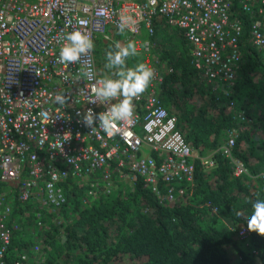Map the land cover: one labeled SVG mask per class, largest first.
<instances>
[{
    "label": "built area",
    "instance_id": "built-area-1",
    "mask_svg": "<svg viewBox=\"0 0 264 264\" xmlns=\"http://www.w3.org/2000/svg\"><path fill=\"white\" fill-rule=\"evenodd\" d=\"M229 1L0 0V186L10 188L0 191V264H7L18 231L12 210L37 202L43 213L58 212L65 203L60 183L90 179L85 187L77 185L84 189L86 207L110 194L104 185L111 189L117 180L129 179L135 188L141 181L155 192L161 184L183 181L187 189L172 188L171 201L191 199L198 166L207 176L217 161L199 158L176 115L165 108L159 92L165 77L157 69L159 57L150 55L158 25L178 30L195 70L213 91L230 97L242 59V30L241 20L229 14ZM239 5L253 24L251 45L264 58V0ZM125 18L129 26L120 32ZM74 31L88 35L94 49L77 63H61L64 37ZM116 36L134 43V57L143 56L154 77L131 101L134 121L117 122L108 135L98 119L92 128L82 120L90 109L98 115L118 102L101 104L95 96L98 82L112 75L99 67L97 42ZM56 95H64L66 104H56ZM237 137L233 130L223 152L231 159ZM231 170L235 178L251 176L239 161L232 160ZM248 234L241 230V240Z\"/></svg>",
    "mask_w": 264,
    "mask_h": 264
},
{
    "label": "trees",
    "instance_id": "trees-1",
    "mask_svg": "<svg viewBox=\"0 0 264 264\" xmlns=\"http://www.w3.org/2000/svg\"><path fill=\"white\" fill-rule=\"evenodd\" d=\"M239 1H229V14L241 20L242 30V59L230 97L213 91L206 76L195 70L178 30L157 27L154 41L159 47L150 55L159 56L157 69L165 77L160 96L188 142L205 156L237 130L232 159L219 153L217 169L207 176L198 166L196 191L188 200L170 198L172 188L175 193L187 189L183 181L176 180L171 187L161 184L158 192L139 181L135 191L119 189L94 201L91 209H82L84 189L74 181L60 183L65 203L56 209L69 222L55 223L47 232L35 212H24L28 227L35 229L24 240L16 231L7 264H264V237L250 232L247 240L238 241L231 230H248L252 203L264 199V58L251 45L253 24ZM258 1L252 0L255 5ZM98 44L105 45L104 40ZM99 53V67H105L106 59ZM199 100L203 103L197 104ZM232 160L241 162L251 176L235 178ZM70 211H81L78 222L68 216ZM56 214L47 216L52 221ZM39 220L50 223L47 218ZM36 242L43 247V258L25 259L21 252L33 251ZM246 244L251 247L246 249Z\"/></svg>",
    "mask_w": 264,
    "mask_h": 264
},
{
    "label": "clouds",
    "instance_id": "clouds-1",
    "mask_svg": "<svg viewBox=\"0 0 264 264\" xmlns=\"http://www.w3.org/2000/svg\"><path fill=\"white\" fill-rule=\"evenodd\" d=\"M128 26L129 20L127 18L122 19L118 25L119 31L124 32ZM64 39L66 43L59 51L61 63H77L82 58L87 57L94 49L92 39L80 31L70 32ZM136 55L137 49L134 43L131 42L125 47L117 44L116 50L109 51L106 54L105 68L111 70L112 75L98 82L100 86L95 89V96L101 104L114 100L118 102L112 104L105 112L98 115H94L90 109L84 114L82 120L86 127L92 128L94 121L98 119L99 124L103 126L104 132L111 135L113 126L117 122L132 123L134 121L131 101L146 91L154 77L153 69L144 63H139L133 67L127 66L128 59ZM54 100L58 105L66 104L64 95H56ZM251 206L252 213L247 222L248 230H241H247L249 234L250 232H255L259 236L264 237V199L256 200ZM240 231L238 237L241 240Z\"/></svg>",
    "mask_w": 264,
    "mask_h": 264
},
{
    "label": "rangeland",
    "instance_id": "rangeland-1",
    "mask_svg": "<svg viewBox=\"0 0 264 264\" xmlns=\"http://www.w3.org/2000/svg\"><path fill=\"white\" fill-rule=\"evenodd\" d=\"M90 1V0H88ZM168 33H172L170 30H168ZM104 43L105 45L101 46L100 44H98L96 46V49H97V57H98V50H101V53H99L100 55H103L105 58H106V54L109 52V48H111V51H114L116 50V45L119 44L121 47H125L129 42L123 38L121 40H116V38L114 39H110V40H104ZM107 45V46H106ZM109 45V47H108ZM156 46L159 47V45L157 43H155ZM114 49V50H113ZM156 49V47H155ZM155 57H159L158 55H154ZM135 58L134 56L133 57H130L128 60L129 62H127V66L128 67H133L139 63H142L143 60L140 62L138 61L137 59H140V57H138L136 60L133 59ZM105 69V67H103ZM167 70V68H166ZM110 72L112 73V71L110 70ZM200 103L202 104L203 101L202 100H199L197 102V104ZM195 106V104H194ZM91 182L90 179H83L81 181H78L76 182V185L80 186V187H85L87 186L89 183ZM135 186H136V183H135V180H126V181H120V180H117V183L114 184V186L109 189L106 185L103 186V188L110 194H115L120 190L124 191V192H127V191H135ZM1 191H3L4 193L10 191V188L9 187H3L1 188ZM84 197L86 198V194L84 195ZM10 205H11V202L9 201ZM16 207H18L17 209L18 210H15ZM15 209L12 210V215L14 216V228H16V230H18V232H20V235L24 234L23 236H21L20 238H22L23 240L27 237V235H29L30 232L34 231L35 227L34 228H29L28 225H27V215L24 214V212H35L36 215H37V221L40 225H45V226H48L49 229H47L46 231L49 232V231H52V228H55V223L59 224V223H62L64 224V218L61 217V215L57 212H54V211H51L49 212L48 214H56L54 215V218L52 221L51 218H49L47 216V213H43L41 211H39L40 206L38 205L37 202H34L32 204H29V205H25V206H20V205H16ZM82 209H91L92 207L90 208H87L86 206H81ZM28 210H31V211H28ZM81 213V211L78 213V214H75L73 211H70L68 213V216L72 219H74L76 222H78V219L79 218V214ZM41 218H47V220L50 221V223L48 225L46 224H43L42 222H40L39 219ZM232 233L236 236L237 240L239 241V238H238V233L239 231L237 229H234L232 228ZM19 235V236H20ZM59 238V237H58ZM246 249L248 247H251L249 245H245ZM33 251L31 252H28L26 250H23L21 253L24 254V258L25 259H29L31 260L32 258L35 260H38V259H42L43 258V247L41 245L40 242H36L33 246ZM33 255V256H32Z\"/></svg>",
    "mask_w": 264,
    "mask_h": 264
},
{
    "label": "crops",
    "instance_id": "crops-1",
    "mask_svg": "<svg viewBox=\"0 0 264 264\" xmlns=\"http://www.w3.org/2000/svg\"><path fill=\"white\" fill-rule=\"evenodd\" d=\"M160 26H162V25H158L157 27H160ZM117 37V36H116ZM122 38V37H121ZM165 64H163V66H164ZM158 67H160V65L158 66ZM157 67V68H158ZM148 89V88H147ZM160 90H161V88H160ZM160 92V91H159ZM162 99V98H161ZM162 102H163V100H162ZM132 104H133V102H132ZM163 104H165L164 102H163ZM137 108H138V111L139 112H142V109H143V102L142 103H140V104H137ZM227 140V139H226ZM226 140L225 141H223V144L222 145H220L219 146V149H217V150H215V151H213V152H211L210 154H208L207 153V155H205V156H201L200 155V152L199 151H197V153H198V156H199V158H201V159H211V158H215V156H217L219 153H223L224 151H225V145H226ZM223 155H224V157L227 159V158H229L227 155H225L224 153H223ZM216 160V159H215ZM217 167H218V162H217ZM217 167H216V169H217ZM215 169V170H216ZM214 170V171H215ZM202 171H203V169H202ZM213 171V172H214ZM204 173V172H203ZM205 174V173H204Z\"/></svg>",
    "mask_w": 264,
    "mask_h": 264
}]
</instances>
